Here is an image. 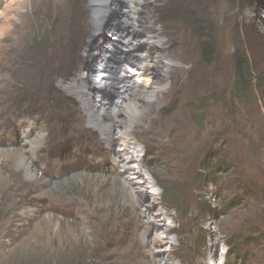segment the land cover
I'll use <instances>...</instances> for the list:
<instances>
[{
  "label": "rangeland",
  "instance_id": "rangeland-1",
  "mask_svg": "<svg viewBox=\"0 0 264 264\" xmlns=\"http://www.w3.org/2000/svg\"><path fill=\"white\" fill-rule=\"evenodd\" d=\"M79 1L0 0V150L28 148L25 141L46 137L43 149L36 157L27 155V161L34 166L32 173L52 181V185L29 183L23 169L18 171L7 154L0 155V264H128L107 256L115 248L107 239L117 236L116 221L133 206L116 196L110 178L124 169L111 162L117 145L110 147L94 131L79 126L78 106L65 97L57 79L77 63L70 52L81 22ZM197 3L199 12L192 15L182 8L157 12L166 14L165 20H171L168 13L173 10L191 20L199 61L216 66V83L188 107L191 123L202 134L198 143H189L190 156L177 171L160 163L155 150L139 148L150 162L138 181L149 179L150 190L158 193L159 206L167 213L165 227H153L149 238L164 233L176 244L174 254L192 264H203L211 255L224 257L226 264H264V0ZM110 7L114 13L103 21L102 30L114 38L115 20L122 17L117 9L127 6ZM211 9L217 11L213 14ZM98 35L86 39L84 58ZM105 51L109 56L113 52L107 46ZM244 55L253 79L240 93L236 58ZM99 94L94 95L96 101ZM79 144H91L96 150L83 151ZM77 174L96 176L98 182L85 187L81 180L69 184ZM16 178L25 184L15 188ZM55 184L63 187L52 188ZM132 203L143 212L137 199ZM168 223L175 230L166 232ZM154 247L168 250L170 244L159 242ZM171 263L178 264L179 258L169 259L167 264Z\"/></svg>",
  "mask_w": 264,
  "mask_h": 264
},
{
  "label": "bare ground",
  "instance_id": "bare-ground-1",
  "mask_svg": "<svg viewBox=\"0 0 264 264\" xmlns=\"http://www.w3.org/2000/svg\"><path fill=\"white\" fill-rule=\"evenodd\" d=\"M100 1L102 0L79 1L81 22L78 33L73 38L70 52V58L77 60V63L67 75H58L57 79L65 97H71L74 105L78 106L79 115L75 118L81 122L79 126L88 128L91 133L94 131L100 142L104 140L110 147L117 145L118 153L111 155V162L115 167L119 164H123L124 167L123 170L116 172L115 177L111 175L110 178L115 184L114 189L118 193L116 196H121L125 205L133 206L129 211H123L120 219L116 221L117 236L107 239V243L114 245L115 248L109 251L107 256L128 264H167L169 259L175 258H179L178 264H192L183 255L174 254L176 244L174 245L164 233L159 237H153V240L149 238L153 227H165L167 213L159 206L161 201L158 193L150 190L149 179L143 178L144 181H138V178L144 177L143 166H148L150 162V159L146 160V156L142 157V153L138 151L140 147L145 148L144 151L148 153L150 149L155 150L160 154V159L156 158L160 163H165L167 167L176 170L190 156L187 154L189 143L195 145L200 139L202 133L191 123L188 107L203 90L215 85L216 66H207L199 61L201 58L198 57L197 37L188 25L191 20L186 19L185 14L173 10L168 13L173 15L171 20H165L166 14H157L161 10L182 8L192 15L199 12L200 5L197 3L198 0H166L163 6H160L161 0H109L111 2L109 4ZM114 3L123 4L127 8L117 9V16L121 13L122 17H119V21L115 20L112 33L116 36L110 38L102 27L109 13H114L110 7ZM200 3L202 4V1ZM215 10L217 11V9L210 11L214 14ZM176 17H181V20H177ZM97 33L99 35L87 48L89 57L86 59L83 56L86 39L90 36L94 38ZM111 40L115 48L120 47L117 45L119 42L124 46L120 47L125 50L123 59L135 71L123 68L124 73L121 72L123 69L118 64L120 59L114 55L115 51L110 56L105 51L106 46L108 47L105 43L110 41L111 44ZM145 45L146 52L143 48ZM90 60L94 63H90ZM109 61L115 66L112 72L105 70ZM99 70L102 73H99ZM73 75H76L75 79L71 78ZM130 78L134 79V82ZM102 81H107L106 87L102 86ZM95 94L96 96L99 94L98 101L94 98ZM116 97L119 101L114 100ZM104 98H107L106 102ZM102 108L105 109L104 112L100 111ZM213 120L212 118L210 121ZM211 127L210 133L213 131ZM117 129L121 131L118 132ZM116 131L117 135L114 136ZM45 139L46 137L38 135L36 140L25 141L24 145L28 144V148L22 146L0 150V155L7 154L14 161L18 171L23 169L29 183L52 185V181L40 179L32 173L34 166L27 161V155L31 158L33 155L36 157V153L43 149ZM79 146L83 151L91 148V144ZM99 160L104 162L103 157ZM151 173L154 176L157 174L155 170H151ZM95 177L90 174H77L68 183L81 180L84 187L91 186L98 182ZM106 178L107 176L102 179L103 182L107 181ZM21 184L25 182L16 178L12 186L20 188ZM60 187L63 186L59 184L52 186ZM51 191L53 190H47ZM134 199L144 206L143 212L137 211L138 207L132 203ZM171 218L176 222L175 216ZM107 222L110 223V219H107ZM173 230H175L173 223H168L166 232ZM159 231L160 229L157 232ZM182 232L180 230L178 233ZM178 239L184 242L185 237L180 235ZM159 242L169 243L170 248L162 250L154 247ZM121 245L125 247L122 248ZM166 251L168 256L164 253ZM211 257L213 258L211 255L203 264H226L224 257L221 259Z\"/></svg>",
  "mask_w": 264,
  "mask_h": 264
},
{
  "label": "trees",
  "instance_id": "trees-1",
  "mask_svg": "<svg viewBox=\"0 0 264 264\" xmlns=\"http://www.w3.org/2000/svg\"><path fill=\"white\" fill-rule=\"evenodd\" d=\"M253 79L251 64L246 55L236 58V86L240 93L247 90V83ZM164 188V186H163Z\"/></svg>",
  "mask_w": 264,
  "mask_h": 264
}]
</instances>
